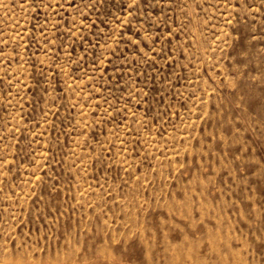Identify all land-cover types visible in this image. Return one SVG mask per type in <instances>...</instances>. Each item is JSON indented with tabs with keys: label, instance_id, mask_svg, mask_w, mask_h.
<instances>
[{
	"label": "rangeland",
	"instance_id": "rangeland-1",
	"mask_svg": "<svg viewBox=\"0 0 264 264\" xmlns=\"http://www.w3.org/2000/svg\"><path fill=\"white\" fill-rule=\"evenodd\" d=\"M0 264H264V0H0Z\"/></svg>",
	"mask_w": 264,
	"mask_h": 264
}]
</instances>
